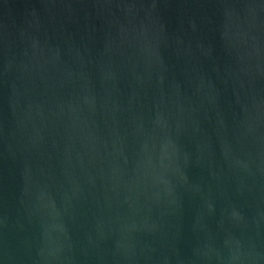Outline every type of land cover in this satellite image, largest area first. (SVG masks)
Instances as JSON below:
<instances>
[{"label":"water","instance_id":"water-1","mask_svg":"<svg viewBox=\"0 0 264 264\" xmlns=\"http://www.w3.org/2000/svg\"><path fill=\"white\" fill-rule=\"evenodd\" d=\"M0 264H264V0H0Z\"/></svg>","mask_w":264,"mask_h":264}]
</instances>
